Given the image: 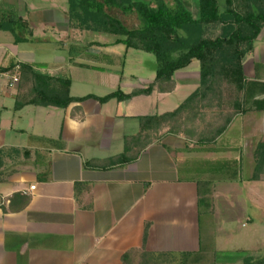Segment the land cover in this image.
Returning <instances> with one entry per match:
<instances>
[{"label":"crops","instance_id":"obj_1","mask_svg":"<svg viewBox=\"0 0 264 264\" xmlns=\"http://www.w3.org/2000/svg\"><path fill=\"white\" fill-rule=\"evenodd\" d=\"M49 1L45 8L35 0L14 6L29 25L15 42L31 44L37 31L50 27L60 31L67 46L96 42L99 50L40 62L32 50L18 51L0 41V67L28 63L68 77L75 97H103L118 89L130 93L155 80L154 68L144 77L126 74L132 48L116 43V36L80 40L79 31L107 33L73 27L69 1L65 6ZM182 1L197 11L195 0ZM218 1L223 12L227 0ZM42 38L51 41L47 35ZM112 56L121 57L120 67ZM244 71L245 111L235 115L215 142L201 144L165 129L138 159L110 168L86 167L85 162L122 153L125 136L140 132L139 116L175 110L199 86L198 60L175 73L173 91L126 101L89 98L67 108L27 105L16 110L19 84L11 87L0 79V264H122L123 254L133 248L168 253L166 264H175L172 260L178 261L182 252L195 254L191 264H243L236 255L230 262L218 260L222 252L264 256L254 228L229 232L230 222L257 226L264 211V188L259 186L264 173L253 178L256 146L264 135V27L244 59ZM182 89L192 91L176 103L175 93ZM246 142H252L249 153ZM246 155L251 156L250 180L223 177L242 167L239 158ZM199 181L209 184L199 190ZM233 195L243 196L246 207Z\"/></svg>","mask_w":264,"mask_h":264},{"label":"trees","instance_id":"obj_2","mask_svg":"<svg viewBox=\"0 0 264 264\" xmlns=\"http://www.w3.org/2000/svg\"><path fill=\"white\" fill-rule=\"evenodd\" d=\"M68 1L73 27L114 35L116 43L124 44L126 49L153 53L156 57L155 80L146 88H136L130 93L118 89L103 97L92 94L75 97L70 93V78L41 72L31 64L21 63L16 110L27 105L67 108L73 102L89 98L100 102L126 101L153 91L170 92L175 88L173 77L178 70L193 60L200 63L198 88L175 110L139 116L140 132L125 136L122 153L102 162L87 160L86 167L110 168L133 162L144 149L162 138L165 129L169 133L184 134L201 144L215 142L235 115L245 111L242 106L246 81L244 59L263 30L264 0H227L223 12L219 10L218 0H195V13L182 0ZM130 16L134 25L122 18ZM26 26L28 23L14 6L0 1V30L14 33L16 40L21 41L17 29L23 32ZM93 45L101 44L70 45L68 50L73 57L89 56L95 51L91 48ZM226 101L230 102L231 112L226 110ZM255 160L253 178L259 179L264 171V139L257 143ZM206 184L208 181H199V190ZM148 226H145L144 242ZM168 255L133 248L123 254L122 264H166L164 257ZM233 255L241 257L243 264H264V256L255 259L248 252H222L217 254V259L230 262ZM195 259V254L182 252L178 261L172 262L191 264Z\"/></svg>","mask_w":264,"mask_h":264},{"label":"rangeland","instance_id":"obj_3","mask_svg":"<svg viewBox=\"0 0 264 264\" xmlns=\"http://www.w3.org/2000/svg\"><path fill=\"white\" fill-rule=\"evenodd\" d=\"M23 1H27V0H2V2H5L6 4L12 5V6H18L20 8H22V6H25V3ZM36 3H38L39 5H42L44 8L47 4L51 3V1L49 0H35ZM43 2V4L40 3ZM54 1V0H53ZM222 1V0H220ZM57 3H60L61 5H66L67 0H56ZM194 7L195 4H194ZM45 10V9H43ZM197 10V9H196ZM37 16H39L38 14H36ZM57 16H59V13H57ZM124 21H126L127 23H129L130 25H134V19L132 16L130 17H122ZM18 32V36L21 35V31L20 29H17ZM45 33H47L46 35L48 37H51V41H45L43 40L44 38H42ZM211 33H215V32H211ZM79 39L84 41V42H89L90 39H102L104 36L106 38H108L109 34L107 35H100L99 33H94V32H88V31H79ZM103 36V37H102ZM112 35H110L109 37H111ZM114 37V35L112 36ZM16 39V35L10 31H6V30H0V41L2 45H11L13 44L14 46L17 47L18 51L19 50H25V49H30L32 50L34 53H37L39 55V58L37 60H39L40 62L42 60H47V61H52V60H57L60 59V57H68L70 56L69 53V46H67V39L62 38V35L60 33V31L56 28H50L48 27L45 31L44 30H39L37 31V40L32 42L31 44H25V43H21V42H15ZM92 43L95 42H91L87 45H90ZM100 45H93L91 46V48L95 49V50H99ZM131 54L127 63V68H125L126 70V74L134 73L135 75L139 76V77H144L149 75L150 71L152 68H154L156 70V57L153 53H148L146 51L143 50H139V49H131ZM59 56V57H57ZM121 60V57L118 56H112V61L114 63V65H119V61ZM122 61V60H121ZM39 63V62H38ZM121 63V62H120ZM48 65V64H45ZM39 66H42V64ZM49 66V65H48ZM116 66V67H117ZM121 66V64H120ZM118 66V67H120ZM128 76V75H127ZM136 80V79H135ZM192 91V90H190ZM189 90L187 89H182L180 91H178L179 93H175V97L177 100H174L176 103H179L180 101H182L189 93ZM184 92V94L182 93ZM177 94V95H176ZM230 96L228 95V98ZM226 103H228V108L226 109L227 112H231L233 109H230L229 107V103L228 101H226ZM175 108V106H174ZM172 108V109H174ZM215 113V111H213ZM240 113V112H239ZM208 116H211L210 114H208ZM213 116H216L213 115ZM222 117V116H219ZM17 121H20L17 119ZM204 127V126H203ZM261 131V130H260ZM164 134V133H163ZM177 135V134H176ZM262 139H264V135L261 136ZM259 140V138H257L255 141ZM251 143L246 142L245 143V149L246 152H250V148H251ZM251 160V156H244L243 158H239L240 160H242V167H238L237 171L235 173H229V174H224L223 177L226 178H236L243 181H247L250 180V177L253 175V170L252 168L249 167V164L247 162V160ZM244 166V167H243ZM250 168V170H249ZM264 173V171H263ZM263 173L261 174V176L263 175ZM260 176V178H261ZM263 182L259 184V186L262 188H264V179L262 180ZM237 197H239L238 199L241 202V199L243 196H235L233 195L232 198H234L235 200H238ZM242 203V202H241ZM242 207L245 208L246 205H244L242 203ZM256 223H258L257 226H255L254 224L249 223L248 227H242L241 224H238L236 222H230L229 223V227L230 230L229 232H232V230L234 232L236 231H245L248 230L249 228H254L253 229V233L255 234L254 236L256 237L257 240H262L264 243V211L261 213L259 219L256 221ZM231 246H228L229 249H232L233 244H230ZM259 245H264L259 243ZM165 261L167 262L168 259H171L169 257H164Z\"/></svg>","mask_w":264,"mask_h":264},{"label":"built area","instance_id":"obj_4","mask_svg":"<svg viewBox=\"0 0 264 264\" xmlns=\"http://www.w3.org/2000/svg\"><path fill=\"white\" fill-rule=\"evenodd\" d=\"M21 77V69L19 65H13L10 67L0 68V79L5 80L6 83L13 87L16 86ZM35 186H32L34 188Z\"/></svg>","mask_w":264,"mask_h":264}]
</instances>
